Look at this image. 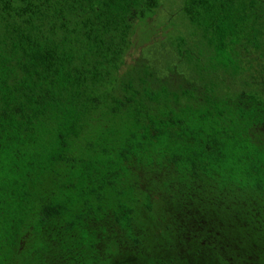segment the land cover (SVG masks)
I'll list each match as a JSON object with an SVG mask.
<instances>
[{"label": "trees", "instance_id": "16d2710c", "mask_svg": "<svg viewBox=\"0 0 264 264\" xmlns=\"http://www.w3.org/2000/svg\"><path fill=\"white\" fill-rule=\"evenodd\" d=\"M161 4L0 0V264H264V0Z\"/></svg>", "mask_w": 264, "mask_h": 264}, {"label": "rangeland", "instance_id": "374dc122", "mask_svg": "<svg viewBox=\"0 0 264 264\" xmlns=\"http://www.w3.org/2000/svg\"><path fill=\"white\" fill-rule=\"evenodd\" d=\"M161 2L162 4L160 6V11H164V13L160 16L157 13L153 19H151V21H155L157 19V22L151 24L148 29H144L145 27L141 26L136 32L134 45L127 56V64H133L138 58H141V56H143V54L146 52V48L150 46L154 39H161L166 33H170L171 37H178L182 33L184 34V31L188 29L189 25H185L184 23L187 18L183 13L180 12L179 9L182 6L183 0H161ZM158 17L160 20H158ZM163 22H165L166 26L163 24ZM186 37H188L189 41L191 42L194 38L195 43L193 44L192 51L194 56H199L201 50H205L203 45L198 42L199 38L196 35ZM146 38L150 39L145 40ZM183 67V69H186L185 66ZM189 72H191V69H189L188 73Z\"/></svg>", "mask_w": 264, "mask_h": 264}]
</instances>
